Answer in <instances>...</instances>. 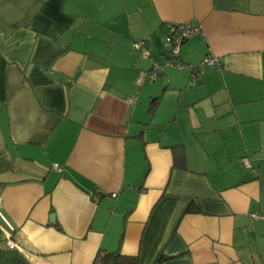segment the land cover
<instances>
[{"label": "crops", "instance_id": "1", "mask_svg": "<svg viewBox=\"0 0 264 264\" xmlns=\"http://www.w3.org/2000/svg\"><path fill=\"white\" fill-rule=\"evenodd\" d=\"M175 23L201 28L179 70ZM225 127L238 138L204 143ZM98 249L264 264V0H0V264H92Z\"/></svg>", "mask_w": 264, "mask_h": 264}, {"label": "built area", "instance_id": "2", "mask_svg": "<svg viewBox=\"0 0 264 264\" xmlns=\"http://www.w3.org/2000/svg\"><path fill=\"white\" fill-rule=\"evenodd\" d=\"M201 28L198 25H192L188 23H175L170 24L168 26L167 33L165 34L164 39V50L168 55L169 60L167 61V64L175 66L179 69L184 67V63L181 61H178L176 58L179 56V52L181 49V46L190 38L197 35L200 32ZM143 42H138L135 44V47L138 48L142 45ZM144 57H147V55H144ZM173 59V60H172ZM217 65V59L208 54L205 56L202 61L198 65H190L188 67L189 69V77L193 80H197L199 75L203 72L206 66H216ZM154 76H156L157 72L159 73L161 71V67L158 65L155 66L154 70ZM241 164L246 169H252L253 164L248 156H243L240 158ZM56 168V165L53 166ZM8 246L10 248L15 247V243L12 241H8Z\"/></svg>", "mask_w": 264, "mask_h": 264}, {"label": "trees", "instance_id": "3", "mask_svg": "<svg viewBox=\"0 0 264 264\" xmlns=\"http://www.w3.org/2000/svg\"><path fill=\"white\" fill-rule=\"evenodd\" d=\"M158 98V97H157ZM157 98L152 100V107H155ZM172 166L175 168L185 167V151L182 145L171 146ZM198 209V208H197ZM194 210L190 203L187 207V212ZM92 264H140L138 256H126L118 251H107L98 249Z\"/></svg>", "mask_w": 264, "mask_h": 264}, {"label": "rangeland", "instance_id": "4", "mask_svg": "<svg viewBox=\"0 0 264 264\" xmlns=\"http://www.w3.org/2000/svg\"><path fill=\"white\" fill-rule=\"evenodd\" d=\"M167 67H172V66H167ZM172 68L179 70L177 67H174V66ZM183 69H185V68L183 67ZM190 80L193 83L196 82L195 80H193L191 78H190ZM222 129L206 131L204 133L203 137H202L203 140H204V143L211 144L214 149H217V151H219L221 149V146H223V148L226 146V143L224 141L225 137H227L229 140H232L233 136L238 138V135L233 134V130H229L226 127L222 128ZM228 139L226 141L228 143H230ZM219 155L220 154H216V156H212V158H217ZM240 167H241V165H240ZM243 171L245 172L244 175H248L249 174L248 171H245V170H243ZM252 171L253 170H250V172H252Z\"/></svg>", "mask_w": 264, "mask_h": 264}]
</instances>
